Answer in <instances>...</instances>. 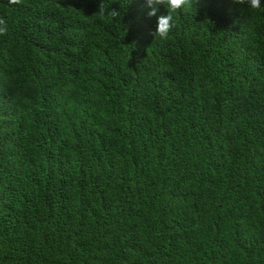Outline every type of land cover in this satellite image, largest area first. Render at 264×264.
<instances>
[{"label":"trees","instance_id":"trees-1","mask_svg":"<svg viewBox=\"0 0 264 264\" xmlns=\"http://www.w3.org/2000/svg\"><path fill=\"white\" fill-rule=\"evenodd\" d=\"M101 2L0 0V264H264V7Z\"/></svg>","mask_w":264,"mask_h":264},{"label":"clouds","instance_id":"clouds-1","mask_svg":"<svg viewBox=\"0 0 264 264\" xmlns=\"http://www.w3.org/2000/svg\"><path fill=\"white\" fill-rule=\"evenodd\" d=\"M197 0H145V5L148 9L147 16L149 18H157V27L154 33L155 39L159 38L161 40H166L169 34L175 28L174 17L172 13L179 12L184 8H191ZM234 4L244 6L250 10H259L262 7L261 0H232ZM10 5H21L23 0H8ZM111 0L107 2H102L99 4L98 12L96 14L101 17H111L113 20H117L121 17V12L117 9H110ZM160 5H163L167 8V15H157L159 12ZM7 23L3 18H0V36L7 34Z\"/></svg>","mask_w":264,"mask_h":264}]
</instances>
